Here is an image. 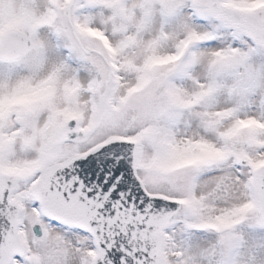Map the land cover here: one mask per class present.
<instances>
[{
    "label": "snow or ice",
    "instance_id": "obj_1",
    "mask_svg": "<svg viewBox=\"0 0 264 264\" xmlns=\"http://www.w3.org/2000/svg\"><path fill=\"white\" fill-rule=\"evenodd\" d=\"M0 264H264V0H0Z\"/></svg>",
    "mask_w": 264,
    "mask_h": 264
}]
</instances>
